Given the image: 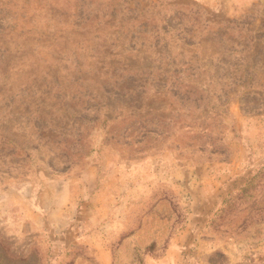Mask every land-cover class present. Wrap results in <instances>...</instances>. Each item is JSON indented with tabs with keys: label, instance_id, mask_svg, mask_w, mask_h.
Masks as SVG:
<instances>
[{
	"label": "rangeland",
	"instance_id": "374dc122",
	"mask_svg": "<svg viewBox=\"0 0 264 264\" xmlns=\"http://www.w3.org/2000/svg\"><path fill=\"white\" fill-rule=\"evenodd\" d=\"M0 264H264V0H0Z\"/></svg>",
	"mask_w": 264,
	"mask_h": 264
}]
</instances>
